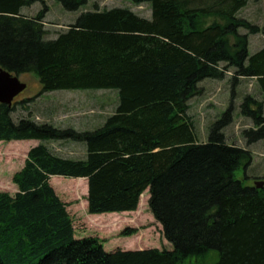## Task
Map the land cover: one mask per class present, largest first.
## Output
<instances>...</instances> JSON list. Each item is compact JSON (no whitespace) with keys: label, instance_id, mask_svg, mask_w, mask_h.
Returning <instances> with one entry per match:
<instances>
[{"label":"trees","instance_id":"1","mask_svg":"<svg viewBox=\"0 0 264 264\" xmlns=\"http://www.w3.org/2000/svg\"><path fill=\"white\" fill-rule=\"evenodd\" d=\"M55 1L76 11L90 0ZM130 1L147 3L150 18L125 6L95 7L48 38L44 0H0V67L37 80L35 96L0 103V141H40L12 177L18 192H0V264H264V185L234 178L251 152L224 133L234 95L206 142L188 113L199 83L231 70L232 92L247 78L261 95L245 94L239 105L251 121L244 142L264 141V45L248 53L249 34H264V25L237 15L248 0ZM36 2L35 15L22 13ZM77 89L117 91L115 111L100 127L12 117L16 105L26 108L43 93ZM58 140L83 142L85 157H61L44 143ZM51 176L86 178L89 214L134 211L148 190L149 211L171 249L107 251L97 237L76 238ZM137 231L126 227L120 236Z\"/></svg>","mask_w":264,"mask_h":264},{"label":"rangeland","instance_id":"2","mask_svg":"<svg viewBox=\"0 0 264 264\" xmlns=\"http://www.w3.org/2000/svg\"><path fill=\"white\" fill-rule=\"evenodd\" d=\"M49 10L45 14V27L47 37L54 38L57 32L75 21L79 14L85 10L111 8L117 6L129 7L141 17L150 18L151 10L147 3L133 4L130 0H90L76 11H67L55 0H44ZM41 9V3L36 2L22 8V13L33 16ZM239 17L257 26L264 25V0H248V3L237 14ZM240 33H246L240 29ZM248 53L251 55L264 45V34L261 32L249 34ZM231 70L227 71L222 80L206 78L199 86L200 94L189 100L188 113L192 119L197 140L206 142L210 126L228 107L233 94L232 105L234 108L233 121L224 129L228 143L246 147L251 152V163L247 168L239 167L234 171V178L241 180L244 185H253L257 180L264 181V141L259 140L246 146L242 137V130L251 126V121L239 115V105L245 94H253L258 99L261 95L258 88L250 79L241 78L238 85L231 89ZM23 80L32 89L24 91L16 98L22 101L35 96L33 92L37 87V80L33 75L23 77ZM29 89V88H28ZM117 91L113 89H77L56 90L46 92L36 97L26 105V108L16 105L12 113L13 119L30 117L36 122H48L55 127H71L78 131L94 130L100 127L106 117L114 113L117 105ZM14 103H11L12 106ZM38 141L12 140L0 142V191L12 194L16 186L11 182L13 175L24 164L27 151ZM49 149L64 158L78 159L86 155L83 142L79 141H45ZM74 178L54 176L50 183L59 198L67 204L66 210L72 218L76 238L97 237L103 241V248L107 251L114 249H171L170 243L163 237L161 225L154 219L149 211L146 201L138 203L134 211H125L118 215L89 214L87 212V186H81L78 193L68 189ZM74 183V182H73ZM140 201V200H139ZM136 228L138 231L131 236H120L126 228ZM128 247V248H127ZM214 254L211 255L213 257ZM209 264H212L211 262Z\"/></svg>","mask_w":264,"mask_h":264},{"label":"water","instance_id":"3","mask_svg":"<svg viewBox=\"0 0 264 264\" xmlns=\"http://www.w3.org/2000/svg\"><path fill=\"white\" fill-rule=\"evenodd\" d=\"M26 89V82L0 67V103L11 105L13 99ZM263 180L254 182V187L261 188Z\"/></svg>","mask_w":264,"mask_h":264},{"label":"bare ground","instance_id":"4","mask_svg":"<svg viewBox=\"0 0 264 264\" xmlns=\"http://www.w3.org/2000/svg\"><path fill=\"white\" fill-rule=\"evenodd\" d=\"M72 180L73 181H70L71 183L68 185V189L73 193H78L80 191L81 186H84V185L87 186V180L85 178H74ZM144 193L145 191L140 196V201H139L140 204L142 201L144 202L146 201ZM107 215L114 216V215H118V213L113 212V213H108Z\"/></svg>","mask_w":264,"mask_h":264},{"label":"crops","instance_id":"5","mask_svg":"<svg viewBox=\"0 0 264 264\" xmlns=\"http://www.w3.org/2000/svg\"><path fill=\"white\" fill-rule=\"evenodd\" d=\"M34 141H35V140H32V142H33V143H34ZM14 191H15V192L17 191V187L15 188V190H14ZM127 248H128V247H127ZM139 249H141V248H139Z\"/></svg>","mask_w":264,"mask_h":264}]
</instances>
